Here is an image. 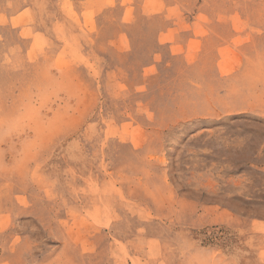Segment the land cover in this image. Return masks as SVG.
<instances>
[{
    "label": "rangeland",
    "instance_id": "rangeland-1",
    "mask_svg": "<svg viewBox=\"0 0 264 264\" xmlns=\"http://www.w3.org/2000/svg\"><path fill=\"white\" fill-rule=\"evenodd\" d=\"M0 264H264V0H0Z\"/></svg>",
    "mask_w": 264,
    "mask_h": 264
},
{
    "label": "bare ground",
    "instance_id": "bare-ground-1",
    "mask_svg": "<svg viewBox=\"0 0 264 264\" xmlns=\"http://www.w3.org/2000/svg\"><path fill=\"white\" fill-rule=\"evenodd\" d=\"M33 208V207H32ZM62 221V220H61ZM101 221V220H100ZM115 227V226H114Z\"/></svg>",
    "mask_w": 264,
    "mask_h": 264
}]
</instances>
